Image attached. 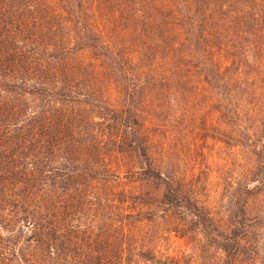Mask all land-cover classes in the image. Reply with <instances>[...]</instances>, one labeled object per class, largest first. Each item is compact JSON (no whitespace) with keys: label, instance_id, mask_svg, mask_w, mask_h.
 <instances>
[{"label":"trees","instance_id":"trees-1","mask_svg":"<svg viewBox=\"0 0 264 264\" xmlns=\"http://www.w3.org/2000/svg\"><path fill=\"white\" fill-rule=\"evenodd\" d=\"M55 1L0 0V264H181L177 255L165 254L153 241L138 247L131 242L136 215L150 205H157L158 213L169 216L180 205L194 213V208L199 209L196 201L184 204L190 195L176 177L161 173L151 142L141 143L139 131L148 122L140 123L136 118L138 108L130 111V118L123 113L121 119L124 109L108 108V127L113 123L116 128L114 141L121 151H131L145 160L144 165L134 164L126 172L161 178L163 183L156 187L158 192L134 190V185L113 191L133 193L132 208L127 207L128 198L119 196L116 202L106 196L100 200L96 218L90 223L82 218V196L90 202L97 198L89 193L96 185L88 175L101 178L98 174L107 175L111 168L99 152L89 153L84 144L73 146L75 131L78 126L82 128V122L69 117L68 98H63L61 91L68 89L76 101L81 100L73 95L80 83L70 78L68 64L75 44L72 40H41L53 35L103 36L105 18L100 20V15L108 0H92L89 8L82 0H65L72 9ZM158 1L161 3L157 5L149 2L154 11L151 22L159 26L162 16L170 22L175 20L180 36L189 35L185 50L173 55H179L186 68L188 60L195 62L207 75L204 81L211 85L217 81L225 89L224 111L231 115L228 123L248 137L247 146L256 153L264 152V112L258 106L264 102V0ZM163 9L170 14H164ZM69 12L76 18H67ZM95 40L99 46L111 44L105 39ZM61 47L66 56L57 54ZM53 57L57 65H52ZM245 118L254 123L246 124ZM211 124L215 125V118ZM130 134L132 140L128 139ZM73 189L79 204L71 205L66 199ZM144 196L155 197L156 202ZM245 213L224 221L229 241L235 243L224 247L235 261L244 239L235 232L246 225ZM17 224L22 231L31 229L24 241L13 235L16 228H9ZM4 229L12 234H5Z\"/></svg>","mask_w":264,"mask_h":264},{"label":"rangeland","instance_id":"rangeland-1","mask_svg":"<svg viewBox=\"0 0 264 264\" xmlns=\"http://www.w3.org/2000/svg\"><path fill=\"white\" fill-rule=\"evenodd\" d=\"M82 1L89 8L92 0ZM145 1L148 4H142L141 0L106 1L100 15V20L105 18L103 36H42L41 42L72 40L75 44L68 64L70 78L80 83L73 95L81 100L76 101L68 89L61 91L63 98H68L69 117L82 122V128L78 126L76 136L73 134V146L84 144V150L89 153L99 152L111 168L107 175L98 174L101 178L88 175L96 185L89 193L97 198L90 202L82 196V218L89 223L96 218L106 196L116 202L119 196L128 198L127 207L132 208L133 193L113 194V191L134 185V190L146 191L142 190L146 188L158 192L163 183L161 178L148 179L143 173L126 172L134 164L144 165L145 160L131 151L120 150L121 146L114 141L117 135L113 119L112 127H108V108L124 109L120 119L123 113L130 118V111L138 108L136 118L139 117L140 123L148 122L139 131L141 143L151 142L161 173L176 177L185 194L190 195L184 204L196 201L199 209L193 207L196 215L180 205L169 216L158 213L157 205H150L136 215L131 225L134 236L131 242L137 243L135 247L153 241L165 254L177 255L181 264H264V152L256 153L247 146L248 137L228 123L231 115L224 111L225 89L217 81L215 86L204 81L207 75L195 62L188 60L190 65L186 68L180 56L173 55L185 50L189 35L180 36V25L175 20L170 22L162 16L159 26L151 22L154 11L149 2L156 5L161 2ZM55 3L72 9L65 0ZM162 12L168 15L171 11ZM73 14L69 12L66 16L76 18ZM95 38L111 44L99 46ZM57 51L59 55H67L63 47ZM51 59L52 65H57L54 57ZM262 103L258 104L260 112H264ZM65 104L64 100L61 105ZM213 118L215 125L211 124ZM245 119L246 124L254 123L250 118ZM132 135L128 136L129 140L133 139ZM101 136L105 137L104 141H100ZM67 163L75 166L70 161ZM73 192L74 189L66 199L71 205L79 204V196L74 199ZM143 198L156 202L155 197ZM105 209L112 210L107 206ZM245 212L247 223L235 232L244 238L242 246H238L239 259L235 261L224 247L229 242L235 245L229 241L224 221L231 216L241 218ZM19 225L9 228H16L13 235L24 241L31 229L26 227L22 231ZM4 233L12 234L5 229Z\"/></svg>","mask_w":264,"mask_h":264}]
</instances>
